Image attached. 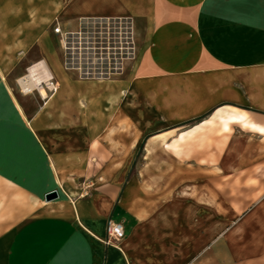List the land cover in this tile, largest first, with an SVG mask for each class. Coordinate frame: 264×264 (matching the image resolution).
<instances>
[{
  "label": "crops",
  "instance_id": "0c3cea01",
  "mask_svg": "<svg viewBox=\"0 0 264 264\" xmlns=\"http://www.w3.org/2000/svg\"><path fill=\"white\" fill-rule=\"evenodd\" d=\"M58 3L60 26L68 31L77 29L83 18L129 19L136 57L120 80L82 81L63 69L60 49L49 38L33 43L0 38V264H189L188 244H179L180 258L174 259L178 247L174 249L172 233L187 238L199 232L189 229L186 213L174 218L171 207L158 206L149 197V183L128 180L124 165L102 170L106 180L111 175L108 184L97 183L90 195L80 196L82 185L92 186L93 122L105 121L77 111L92 112L96 108L85 103L98 98L111 109L131 100L139 104L132 112L142 119L139 125L150 118L144 109H176L186 118L189 109L198 115L211 111L176 143L206 127L228 133L232 125L264 138V0ZM19 7L20 26L13 24V0H0V14L5 15L0 29L10 36L14 28L29 29ZM21 45L40 47L38 63L56 84L54 94L34 98L39 107L31 114L9 87L21 60L13 48ZM162 95L169 106L157 105ZM173 95L179 99L174 101ZM162 120L174 124L171 112ZM114 131L112 127L109 133ZM157 137L148 138L145 153L156 152ZM164 149L171 151L168 145ZM56 183L66 196L54 206L44 196ZM108 220L123 225L124 239L115 246L104 244Z\"/></svg>",
  "mask_w": 264,
  "mask_h": 264
},
{
  "label": "rangeland",
  "instance_id": "374dc122",
  "mask_svg": "<svg viewBox=\"0 0 264 264\" xmlns=\"http://www.w3.org/2000/svg\"><path fill=\"white\" fill-rule=\"evenodd\" d=\"M26 1L13 0L12 16L13 24L20 26L19 6H22L25 10L23 22H29V29L14 28L11 36L9 30L0 29L2 41L10 37L14 43L21 38H28L29 42L49 38L53 48H59L53 34L55 24L61 25L63 20L58 12L59 0ZM65 1L68 0H61L62 7ZM4 16L0 14L3 22ZM126 21L131 22L129 19ZM72 27L73 24L69 29ZM0 48L3 52L4 47ZM13 49L14 56L21 60L8 79L9 87L16 91V100L21 107L31 114L39 107L35 100L38 95L36 91L21 93L16 81L25 76L26 69L38 63L43 54L37 45H21ZM124 68L121 75L108 80L76 77L82 81L101 83L116 81L125 77L129 67ZM16 76L19 77L14 79ZM97 91L103 92L101 89ZM176 96L179 99V95H173L174 101ZM128 97L126 94L125 99ZM163 97H158L161 104L157 105L169 106ZM85 105L86 108L94 106L96 109L83 115L77 111L78 116L94 120L102 118L105 122L103 125L93 122L92 186L88 183L82 185L80 196L90 195L97 183L105 181L108 184L111 175L106 180L102 170L117 164L124 165L129 170L128 180L149 183V197L158 206L171 207L174 218L181 212L186 213L189 229L199 232L188 233L187 238L182 237L184 233H172L174 249L178 247L174 250V259L180 258L179 244H188L189 264H264V138L232 125L228 133H221L217 127H206L186 137L184 142L176 143L181 133L210 116L211 111L198 115V110L189 109L186 118L181 117V111L176 109H144L146 114L150 113V118L146 124L139 125L142 119L132 114L135 111L133 106L139 104H132L131 100H126L119 109H111L99 98L87 101ZM168 112L172 114L173 125H165L162 120ZM112 127L115 131L109 133ZM107 133L110 135L108 138ZM152 135L158 136V145L156 152L149 155L145 153V145ZM174 144L176 148H171ZM166 145L171 151H165ZM52 192L58 194L57 199L52 201V205L57 206L60 199L66 196V191L56 183L53 190L46 194ZM177 250L179 253L175 252Z\"/></svg>",
  "mask_w": 264,
  "mask_h": 264
},
{
  "label": "built area",
  "instance_id": "2783aa9c",
  "mask_svg": "<svg viewBox=\"0 0 264 264\" xmlns=\"http://www.w3.org/2000/svg\"><path fill=\"white\" fill-rule=\"evenodd\" d=\"M127 21L83 18L78 21L77 29L70 31L56 23L53 34L58 37L63 69L84 80H108L112 76L121 75L124 67L134 61L137 52L132 24ZM33 91L41 99L46 98L48 94L56 92V84L49 77L47 82ZM105 232L106 246H115L124 239L121 222L108 220Z\"/></svg>",
  "mask_w": 264,
  "mask_h": 264
},
{
  "label": "bare ground",
  "instance_id": "6f19581e",
  "mask_svg": "<svg viewBox=\"0 0 264 264\" xmlns=\"http://www.w3.org/2000/svg\"><path fill=\"white\" fill-rule=\"evenodd\" d=\"M49 74L43 63H36L29 67L26 75L17 80L23 93L27 94L39 88L40 85L47 82Z\"/></svg>",
  "mask_w": 264,
  "mask_h": 264
},
{
  "label": "water",
  "instance_id": "95a60500",
  "mask_svg": "<svg viewBox=\"0 0 264 264\" xmlns=\"http://www.w3.org/2000/svg\"><path fill=\"white\" fill-rule=\"evenodd\" d=\"M58 194L56 192L48 193L44 196L45 202H51L55 199H57Z\"/></svg>",
  "mask_w": 264,
  "mask_h": 264
},
{
  "label": "snow or ice",
  "instance_id": "6c2138e0",
  "mask_svg": "<svg viewBox=\"0 0 264 264\" xmlns=\"http://www.w3.org/2000/svg\"><path fill=\"white\" fill-rule=\"evenodd\" d=\"M57 31H59V29H57Z\"/></svg>",
  "mask_w": 264,
  "mask_h": 264
}]
</instances>
